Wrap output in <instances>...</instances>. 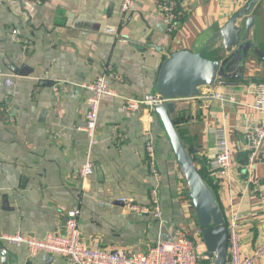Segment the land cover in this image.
Listing matches in <instances>:
<instances>
[{
	"label": "crops",
	"instance_id": "obj_1",
	"mask_svg": "<svg viewBox=\"0 0 264 264\" xmlns=\"http://www.w3.org/2000/svg\"><path fill=\"white\" fill-rule=\"evenodd\" d=\"M252 1L179 0V27L169 33L153 0L138 2L126 14L122 0H45L41 5L0 0V237L63 234L66 214L75 209L81 211L84 242L99 250L147 253L181 232L193 237L201 230L195 210L184 203L185 178L160 117L126 113L123 103L155 94L160 67L174 53L205 49L208 58L220 59L222 39L211 42ZM250 15L255 19L250 38L264 53V0ZM26 42L30 48L24 50ZM105 64L120 80L110 82L115 96L102 101L98 143L90 147L81 130L92 94L88 87ZM8 78L14 81L11 87ZM243 79L217 80L200 88L197 98L176 100L173 120L196 167L207 173L216 152L213 130L228 128L238 170L218 198L225 216L232 210L238 218L247 255L264 241V163L249 175L243 140L244 128L264 122L249 90L264 83V62L253 53ZM148 139L157 149V176L146 163ZM88 160L95 174L84 181L79 171ZM153 189L160 195V221L125 211L120 199L149 205ZM196 241L206 256L203 237ZM4 252L8 264H69L60 257L31 258L25 248L0 239V264ZM204 264L214 260L207 257ZM254 264H264V254Z\"/></svg>",
	"mask_w": 264,
	"mask_h": 264
},
{
	"label": "built area",
	"instance_id": "obj_2",
	"mask_svg": "<svg viewBox=\"0 0 264 264\" xmlns=\"http://www.w3.org/2000/svg\"><path fill=\"white\" fill-rule=\"evenodd\" d=\"M37 5H41L45 0H30ZM145 0H122L121 12L129 13L138 2ZM157 6L158 13L165 18L168 24V32L174 33L179 27L180 15L178 12L179 0H153ZM13 34L17 32L12 31ZM30 48L26 42L24 50ZM104 72L97 76L92 85L88 87L91 97L88 100V113L86 123L81 129L90 143L94 147L98 143V119L102 107V101L106 97L115 96L110 87L112 80H120L114 68L105 64ZM14 81L12 78L6 80V85L11 87ZM58 90V89H56ZM249 90L254 97V109L264 115V83L252 84ZM215 99L223 101L220 95H214ZM172 102L163 99L158 94H148L142 98L125 99L123 110L126 113H138L147 111L156 113L160 106ZM8 113L9 108H2ZM216 137V152L214 159L210 162L208 176L216 187L218 195L230 184L233 173L238 170L234 158V148L230 142L229 130L224 125L216 126L213 130ZM244 149L249 153V161L246 169L249 175L254 168L264 163V122L250 125L243 130ZM146 163L150 172L157 176V149L152 139H148L145 145ZM80 176L87 181L95 174L94 165L87 161L80 168ZM185 198L184 203L193 208L192 201L188 196V186L186 182L182 185ZM125 211L137 215H150L160 221L162 219V209L160 195L157 189L150 193V204L139 205L128 198L120 199ZM81 216L80 209L67 212L65 221V232L63 234L52 233L44 239H37L28 235H4L0 239L7 242L12 247L25 248L31 258L39 255L64 258L69 264H204L206 256L198 252L197 238L202 236V231H197L193 237L181 232L177 239L171 242H161L147 253L130 252L121 253L115 251L99 250L90 247L82 238L79 226ZM229 230L228 264H254L255 260L264 254V241L254 248L252 253L245 255L242 251V241L239 235V220L233 211H229L225 216Z\"/></svg>",
	"mask_w": 264,
	"mask_h": 264
},
{
	"label": "water",
	"instance_id": "obj_3",
	"mask_svg": "<svg viewBox=\"0 0 264 264\" xmlns=\"http://www.w3.org/2000/svg\"><path fill=\"white\" fill-rule=\"evenodd\" d=\"M257 1H252L236 14L211 42L213 44L222 39L224 55L220 59H206L203 57L205 49L198 53H174L162 63L156 83V94L172 101L158 107L156 114L162 121L188 186V196L202 231L206 256L214 260V264H228V225L215 192L199 173L175 125V101L197 98L200 88L212 87L217 80L243 79L250 53L264 62V53L250 38L255 24V19L250 14ZM244 17H247L245 21L242 20ZM2 255V264H8L7 254L4 252ZM48 259L52 261L54 257L48 256Z\"/></svg>",
	"mask_w": 264,
	"mask_h": 264
},
{
	"label": "trees",
	"instance_id": "obj_4",
	"mask_svg": "<svg viewBox=\"0 0 264 264\" xmlns=\"http://www.w3.org/2000/svg\"><path fill=\"white\" fill-rule=\"evenodd\" d=\"M203 57H205L206 59L212 60V59L208 58L205 54H203ZM240 81H241V82H244V79H242V80H240ZM174 122H175V120H174ZM175 125H176V127H177V123H176V122H175ZM177 129H178V127H177ZM178 131H179V133H180V135H181V137H182V140H183L185 146L187 147V145H186V143H185V139L183 138V135L181 134V132H180L179 129H178ZM188 151H189V153H190V155H191V157H192V159H193L194 164H196V163H197V162H196L197 159L195 158V156H194V154L192 153L191 149H188ZM197 169H198L199 173L201 174V176L203 177V179L205 180V182L208 184V186H209V187L215 192L216 197H217V200H218V203H219L220 207H221L222 210H223V206L221 205V203H220V201H219V198H218V192H217V189H216V187L213 185V182H212L211 179L209 178V176H208L206 170H205L204 168H198V167H197ZM223 212H224V210H223ZM224 215H225V213H224Z\"/></svg>",
	"mask_w": 264,
	"mask_h": 264
}]
</instances>
